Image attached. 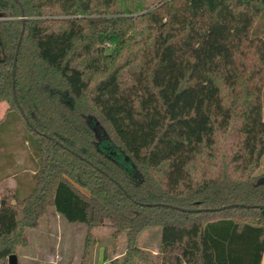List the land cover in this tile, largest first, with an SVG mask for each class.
<instances>
[{
  "label": "trees",
  "instance_id": "16d2710c",
  "mask_svg": "<svg viewBox=\"0 0 264 264\" xmlns=\"http://www.w3.org/2000/svg\"><path fill=\"white\" fill-rule=\"evenodd\" d=\"M0 13V124H19L0 160V181L16 179L0 191V216L14 211L0 260L54 207L89 227L80 264L108 224L128 238L112 264L262 263L264 0H0ZM158 226L152 256L138 237Z\"/></svg>",
  "mask_w": 264,
  "mask_h": 264
},
{
  "label": "rangeland",
  "instance_id": "374dc122",
  "mask_svg": "<svg viewBox=\"0 0 264 264\" xmlns=\"http://www.w3.org/2000/svg\"><path fill=\"white\" fill-rule=\"evenodd\" d=\"M6 108H8L7 102L0 103V114ZM16 126H19V124ZM16 126L11 119L0 124V160L8 159L6 156H8L10 148L14 147L12 144V147L8 146L7 142L10 143L11 140L14 142L13 137ZM15 141L18 142V138ZM19 143L21 144L20 141ZM31 152V148L19 151L21 158L18 163L20 166H27L31 169L19 173L18 178L27 182L21 190L20 196L30 193L35 185V182L30 179L34 168V163L29 157ZM33 156H36L35 153ZM9 169L8 167L7 170ZM259 171H264V158ZM2 173L4 172L1 171L0 176L3 175ZM14 182L16 183L14 176L1 180L0 191L14 184ZM13 214V209L7 206L3 207V214L0 216V232L11 227ZM88 230L89 227L86 223L69 222L54 207H50L48 212L41 217L40 225L27 230L29 242L26 245H19L16 253L19 264H79L84 255ZM114 232V228L109 224L91 229V239L93 238L94 241L90 243L85 260H89L93 264H102L105 261L107 262L104 264H112L114 259L121 260L127 251V232L122 231L117 234ZM161 238L162 227H149L139 235L138 245L152 256H155ZM0 264H10L9 257L0 260Z\"/></svg>",
  "mask_w": 264,
  "mask_h": 264
},
{
  "label": "water",
  "instance_id": "95a60500",
  "mask_svg": "<svg viewBox=\"0 0 264 264\" xmlns=\"http://www.w3.org/2000/svg\"><path fill=\"white\" fill-rule=\"evenodd\" d=\"M3 16V14L2 13H0V18ZM17 57V56H16ZM15 73V71H13V74ZM20 109H21V111H22V113L24 114V112H23V109L20 107ZM25 116V115H24ZM26 120H27V122L30 124V122H29V120L26 118ZM31 125V124H30ZM110 153L112 154V155H114L116 158H118L120 161H125V162H129V158H128V156L127 155H124L121 151H119V150H117V149H115V148H113V147H111L110 148ZM211 210H214V209H216V208H210ZM9 263L10 264H19V260H18V255L16 254V253H14V254H11L10 256H9Z\"/></svg>",
  "mask_w": 264,
  "mask_h": 264
},
{
  "label": "crops",
  "instance_id": "0c3cea01",
  "mask_svg": "<svg viewBox=\"0 0 264 264\" xmlns=\"http://www.w3.org/2000/svg\"><path fill=\"white\" fill-rule=\"evenodd\" d=\"M6 110H7V108L6 109H3V112L0 114L1 116H0V120H2L4 117H5V114H6ZM15 181V180H14ZM16 185V183L14 182V184H11L10 186L12 187V186H15ZM1 227V226H0ZM107 261H105L104 263H106ZM104 263H102V264H104ZM80 264V263H79ZM93 264V263H92ZM261 264H264V253H263V258H262V263Z\"/></svg>",
  "mask_w": 264,
  "mask_h": 264
}]
</instances>
